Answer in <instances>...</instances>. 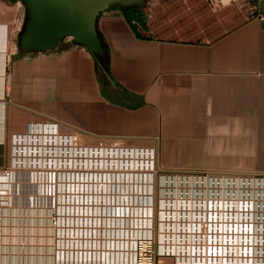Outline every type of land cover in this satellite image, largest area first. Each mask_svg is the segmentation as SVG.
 <instances>
[{"label":"crops","instance_id":"obj_1","mask_svg":"<svg viewBox=\"0 0 264 264\" xmlns=\"http://www.w3.org/2000/svg\"><path fill=\"white\" fill-rule=\"evenodd\" d=\"M19 6L0 0V174L12 165L13 139L40 123L77 133L85 145L152 147L164 170H223L200 167L199 157L225 155L250 134L264 137L260 18L247 17L212 40L177 39L153 16L145 15L143 28L112 7L97 20L108 53L107 70L99 72L95 56L69 39L50 51H21L27 14ZM0 232V264H52L44 249L12 251L6 210Z\"/></svg>","mask_w":264,"mask_h":264},{"label":"built area","instance_id":"obj_2","mask_svg":"<svg viewBox=\"0 0 264 264\" xmlns=\"http://www.w3.org/2000/svg\"><path fill=\"white\" fill-rule=\"evenodd\" d=\"M206 1L215 9L225 0ZM253 1L260 8L258 5L253 6L252 10L256 13L252 16L264 21L260 6L264 0ZM12 146V165L0 174V229L2 210L8 211V214L12 211H33L35 226L31 228L38 231L42 223L45 230H42L43 237L48 234L55 246L56 260L52 264H157L158 259L163 257H173L177 264H264L263 208L259 206L260 210H251L250 214L245 212L239 219L231 215L232 212L227 211L226 206L234 201L231 196L232 187L229 190L223 188L218 192H210L203 202L197 198L191 201L181 198L175 202L170 199L171 195H186L184 189L189 188L190 182L202 180L204 177L191 171L186 173L187 170L161 169L156 162V151L152 147L117 144L86 146L81 144L76 134L61 133L58 125L50 122L34 125L31 133L25 137H15ZM89 149L93 150L89 157L94 159V168L87 167L86 154ZM103 149L110 155L117 151L124 153L126 168L150 167V174L155 176L170 172L163 174L167 177L161 175L164 181H160L159 185L160 203L153 213L149 195L150 183V190L140 193L138 198L136 192L133 193L130 189V184H125L122 196L126 204L122 205L114 204L110 200V196L117 193L114 188L106 195L107 202L105 193L101 197L96 191H81L80 194L73 191L72 198H69L70 191L67 190V198L64 197L65 193L61 195V188L65 185L105 186V182L101 183L92 178L73 180L79 174L81 178L87 173L96 175L99 170L97 167H101L96 163L97 155ZM128 156L130 162L127 161ZM134 156L137 158L135 164L132 162ZM143 157L149 162L146 166L142 162L140 165L137 163ZM133 173L128 170L125 173L108 171L111 179H108L107 185L114 186L111 182L119 180V176L120 180H136L132 177ZM137 183L139 187L146 185L140 176L134 185ZM236 191L237 188L235 194ZM249 200L252 207L253 199ZM240 203L242 205V201ZM236 213L235 211L234 214ZM8 218L13 217L9 214ZM46 222L49 225L47 229L44 228ZM142 222H146L144 227H141ZM30 226V223L25 222V225L17 227H24L25 235L26 227L29 231L32 230ZM252 226H255L254 230L251 229ZM36 236L40 238L39 233L34 235ZM19 246L23 245L20 243ZM59 252L62 253L61 258Z\"/></svg>","mask_w":264,"mask_h":264},{"label":"rangeland","instance_id":"obj_3","mask_svg":"<svg viewBox=\"0 0 264 264\" xmlns=\"http://www.w3.org/2000/svg\"><path fill=\"white\" fill-rule=\"evenodd\" d=\"M14 3L18 4L20 2ZM20 5V9H24L21 3ZM255 5H258V3L253 0H225L215 9H212L206 0H147L142 10L147 15L148 21L153 16V23L165 31V36L168 38L197 40L203 37H210L212 40L234 28L245 18L255 14L256 12L252 10ZM262 5L263 3L260 4V6ZM25 24L22 31L25 29ZM21 35L17 37L18 45L20 44ZM74 134L80 140L79 134ZM250 136L249 139L233 141L232 147H228L229 149L226 150L227 154L225 155L217 154L199 157L200 167H215L223 170L193 169L187 170L186 173L191 171V173H195L198 176H203L204 179L263 180L264 137H258L257 133L250 134ZM80 142L82 144L81 140ZM169 173H158L156 178L161 180L162 176L167 177L163 174ZM159 191H161L160 188ZM20 225L17 224V226ZM30 225V229L35 226ZM26 228L28 229V227Z\"/></svg>","mask_w":264,"mask_h":264},{"label":"water","instance_id":"obj_4","mask_svg":"<svg viewBox=\"0 0 264 264\" xmlns=\"http://www.w3.org/2000/svg\"><path fill=\"white\" fill-rule=\"evenodd\" d=\"M20 2L27 14L20 47L26 52L53 50L67 38L91 54L103 53L97 33L100 14L113 6L144 7L147 0H6Z\"/></svg>","mask_w":264,"mask_h":264},{"label":"bare ground","instance_id":"obj_5","mask_svg":"<svg viewBox=\"0 0 264 264\" xmlns=\"http://www.w3.org/2000/svg\"><path fill=\"white\" fill-rule=\"evenodd\" d=\"M91 150L92 149H89L87 154H86L88 156L87 167L89 166L91 168H94L95 167L94 159L92 157H89V154H90ZM125 158H126L125 154L121 153L119 151H117L116 153H113V154L110 155V154L107 153L106 150H104V149L101 150L99 155H97V161H96L97 165L101 166V167H97L100 170V172L98 170L96 175L93 174V173L92 174L87 173V174L83 175L82 178H81V175L79 174L78 177L74 176L73 180H78V179L79 180H81V179L85 180V179L92 178V179H95L96 181H100L101 183L105 182L106 183L105 186L100 185V187H99L98 185H96L95 187H93V186L81 185V184H78V185L74 184V185H69V186L65 185L64 188H61L62 189L61 190V195L63 193H65L64 197L67 198V196H66L67 190L70 191L69 198H72L71 197V192H73V191L74 192L78 191L79 194H80L81 191H83V192L87 191L88 193L90 191L92 193H94V191H96V194L98 195V193H100L101 197L105 193V201L107 202L108 198H107L106 195L112 189L111 186L107 185L108 179H111V175L108 176V171L112 172V171H116V170L118 172H121V173L122 172L125 173V170L132 171V172H134L133 176H132L133 178H136V180H139V176H140V179L146 183L145 187H139V183H137L136 186L134 185L135 183L130 184V189L132 190L133 193L136 192L137 198H138V195L140 193L141 194L143 192L147 193L150 190L149 189V185H148L149 181L154 179V176L152 174H150V173H152L151 170H148V169H150V167L148 169H146V168L143 169V168H139V167L137 168V166H135V167H131L130 166V167L126 168L125 165H124L125 164L124 163ZM136 159L137 158H135V156H134L133 159H132L133 164H135ZM127 161L130 162V157L129 156H128V160ZM140 162H142L144 164V166H146V164L149 163L148 161L145 160L144 157H143V159H138L137 160L138 165H140ZM148 166H150V165H148ZM140 169H143V170L141 171ZM140 172H143V173H140ZM135 173H137V174L135 175ZM120 179H121V177L119 176V180ZM70 180H71V178H70ZM218 180H220V179H218ZM221 180L222 181H229V180H223V179H221ZM238 180H241V179L230 180V181H238ZM162 181H164V178H162ZM259 188L260 187H257V188L256 187L237 188L236 194H235V189H232L231 196H232V199L234 201H236V202L232 201L230 205H229V203H227L226 210L227 211H231L232 212L231 215L236 216L237 219L241 218V216H244L245 212H248V214H250L249 212L251 210H252V212L255 211L256 208L253 207V204H252V207H250L249 196L253 195L254 193L259 194L261 196L264 195V192H259V191L257 192L256 191V189H259ZM222 196H224V193H222ZM241 201H242V205L240 203ZM244 201H246L247 206H245ZM222 208L224 210V208H225L224 205H222ZM235 211L237 212L236 215L234 214ZM9 214H10L11 217H13L11 219L8 218L9 222H10L11 232H13V236L10 239V244H11L12 251L15 250V252H16L17 250L15 248L18 249V247L22 251L31 250L32 252L37 251V248H38V250L40 252H42L43 249H44V251H47V253L49 252L48 256H50L51 259H52V262L55 263V260H56V256H55L56 252L54 250L55 246L52 244L51 238L48 237V234H46L44 236L46 238L43 237V235H42V233H43L42 232V230H43L42 223H41V228L38 227V229H37L38 231H36L35 229L34 230L32 229L31 231H29L27 229V234H25V235H24V227H23V229L22 228L19 229V227H17V224L18 225H20V224L25 225V222L34 225V222H35V214H34V212L33 211H12V212H9ZM9 214H8V216H9ZM227 215H229V214H227ZM146 222H147V220H146ZM146 222L145 223L142 222L141 223V227H144ZM48 226L49 225L46 222V226L44 228L47 229ZM242 227H243V225H242ZM227 229H229V228L227 227ZM251 229L254 230L255 226H252ZM43 231H45V230H43ZM21 232H22V234H20ZM122 232L124 233V230ZM37 233H39L40 238H38L37 236L34 237V235H37ZM16 235H18V236L16 237ZM20 235H22L21 238H19ZM20 243L23 246H21V247L18 246V245H17V247L15 246L16 244L20 245ZM95 245L97 247V242H95ZM104 246L105 247L107 246L106 242H105ZM109 247H111V243L109 244ZM15 252H12V254L15 253ZM39 257H37L38 260H39ZM61 257H62V253L59 252V258H61ZM95 257H97V253H95ZM34 258H36V257H33L32 255H24V254H22V259L34 260ZM18 259L20 260L21 258H18Z\"/></svg>","mask_w":264,"mask_h":264},{"label":"flooded vegetation","instance_id":"obj_6","mask_svg":"<svg viewBox=\"0 0 264 264\" xmlns=\"http://www.w3.org/2000/svg\"><path fill=\"white\" fill-rule=\"evenodd\" d=\"M154 179L149 181L151 184V190L149 192V195L151 196V211L152 213L154 210L159 206V199H160V191H159V185L160 181L158 178H156L155 175ZM223 180H229V181H222L221 179L214 180V179H202L190 182L189 188L186 187L184 189L187 194L184 196L181 195H171L170 199H173L175 202L178 201V199L185 198L186 200H194L197 198V200H200L203 202L204 199L208 198V195L210 192H213L216 190L217 192L219 189L232 187V189L235 188H249V187H260L258 190L264 192V180H254V179H241L238 181H230V179H223ZM111 183H114V186H111L112 189L114 188L115 191H117L116 194L110 196L111 201L114 202V204H126L125 199L122 196V191L125 189V184H132L136 183V180H115ZM176 183H181L180 181H176ZM257 190V189H256ZM256 192V191H255ZM258 192V191H257ZM189 193H197L198 195H189ZM252 200L253 207L256 209H259V206L263 208L264 211V195H259L254 193L253 195L249 196V199ZM262 199V201L260 200ZM260 210V209H259Z\"/></svg>","mask_w":264,"mask_h":264},{"label":"trees","instance_id":"obj_7","mask_svg":"<svg viewBox=\"0 0 264 264\" xmlns=\"http://www.w3.org/2000/svg\"><path fill=\"white\" fill-rule=\"evenodd\" d=\"M113 7H119L125 15H128V13H131L137 20L140 21L142 27L146 28V19H145V14L142 12V7H138V6H130V7L113 6ZM27 21H28V19L26 17V23H27ZM22 33H23V31H22ZM101 43H102V47H103V53L100 55H94L95 59L97 61V70L99 72L102 70H107V54L108 53H107V50H106L102 40H101ZM20 50L24 51L21 47H20Z\"/></svg>","mask_w":264,"mask_h":264}]
</instances>
